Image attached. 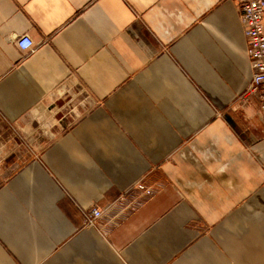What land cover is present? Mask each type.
<instances>
[{"label":"crops","instance_id":"crops-1","mask_svg":"<svg viewBox=\"0 0 264 264\" xmlns=\"http://www.w3.org/2000/svg\"><path fill=\"white\" fill-rule=\"evenodd\" d=\"M252 72L237 0H0V264H264Z\"/></svg>","mask_w":264,"mask_h":264},{"label":"built area","instance_id":"built-area-1","mask_svg":"<svg viewBox=\"0 0 264 264\" xmlns=\"http://www.w3.org/2000/svg\"><path fill=\"white\" fill-rule=\"evenodd\" d=\"M237 3L253 70L246 90L249 95L259 96L264 119V0H237ZM15 41L21 51L31 52L36 49L34 40L27 34L17 36ZM90 213L88 222L94 224L93 221L102 215V210L94 206Z\"/></svg>","mask_w":264,"mask_h":264},{"label":"rangeland","instance_id":"rangeland-1","mask_svg":"<svg viewBox=\"0 0 264 264\" xmlns=\"http://www.w3.org/2000/svg\"><path fill=\"white\" fill-rule=\"evenodd\" d=\"M243 94H247V95H249L248 92H247V90H245ZM95 221H96V220H94L93 223H95ZM90 224H91V223H90Z\"/></svg>","mask_w":264,"mask_h":264}]
</instances>
